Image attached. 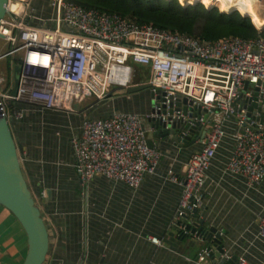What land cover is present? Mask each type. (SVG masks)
I'll use <instances>...</instances> for the list:
<instances>
[{"label": "built area", "instance_id": "2783aa9c", "mask_svg": "<svg viewBox=\"0 0 264 264\" xmlns=\"http://www.w3.org/2000/svg\"><path fill=\"white\" fill-rule=\"evenodd\" d=\"M53 15H38L32 0H9L0 32L10 49L0 59L18 54L21 65L15 95L2 91L0 112L10 122L25 118L28 105L40 108L72 106L88 97L104 100L134 81L135 65L150 66L148 81L152 111L145 117L116 111L104 117L86 115L81 131L71 138L75 169L86 183L96 175L137 188L147 174L155 173L162 152L148 144L146 131L155 130L153 118L161 120L171 134L177 125L178 144L192 139L198 126L206 125L207 141L194 152L181 181L183 195L177 220L202 206L207 172L225 136L220 116H234L242 127L228 169L243 175L250 185L264 180V113L255 108L248 115L251 87L264 88V38L227 36L215 41L173 32L153 24H138L117 13L88 9L70 0H48ZM36 22V23H33ZM250 88L237 101L245 83ZM262 97V96H261ZM186 99L188 112L176 104ZM262 100V98H261ZM184 105V104H183ZM10 107V111L8 108ZM200 114L189 115V109ZM166 110L167 113H158ZM173 111L170 113V111ZM217 116L216 120L208 119ZM174 181L178 178L172 175ZM259 234L264 237V215ZM203 239L202 236L194 234ZM159 244L158 237H150ZM207 255L205 250L199 260ZM229 259L228 254L223 255ZM238 264H250L241 258Z\"/></svg>", "mask_w": 264, "mask_h": 264}, {"label": "crops", "instance_id": "0c3cea01", "mask_svg": "<svg viewBox=\"0 0 264 264\" xmlns=\"http://www.w3.org/2000/svg\"><path fill=\"white\" fill-rule=\"evenodd\" d=\"M32 1L38 15H53L47 0ZM138 81L135 73L132 85H142ZM129 88L104 100L88 97L68 107L28 105L25 118L11 123L23 173L49 232L43 264H211L208 255L199 260L207 242L185 235L177 220L187 162L203 148L207 133L197 129L185 144L176 143L170 134L156 136L154 146L162 152L161 160L137 188L100 174L84 183L76 172L71 138L81 131L86 115L133 112L144 116L149 126L151 90ZM220 119L225 136L207 172L198 212L205 226L222 232L226 254L264 264V237L259 234L264 180L250 185L243 175L228 169L242 127L234 116ZM150 237H158L160 243ZM27 252L25 229L0 204V264H23Z\"/></svg>", "mask_w": 264, "mask_h": 264}, {"label": "water", "instance_id": "95a60500", "mask_svg": "<svg viewBox=\"0 0 264 264\" xmlns=\"http://www.w3.org/2000/svg\"><path fill=\"white\" fill-rule=\"evenodd\" d=\"M257 5V10L260 14V19L264 17V0H255ZM9 0H0V25L2 19L5 17L7 12ZM261 28H264V23H262ZM0 37L4 38V35L0 32ZM21 71V65H15V87L11 92L15 95L17 92V87L19 84V73ZM1 75V74H0ZM262 82L254 87H251L252 97H245L246 91L250 88L249 82L245 83L244 90L237 99V101L242 100L245 97L246 102H250L251 105L248 107V115L255 108H258L264 113V88L262 92L261 88ZM149 84L142 85H132L129 91H140L143 89H148ZM262 96V97H261ZM262 98V100H261ZM187 100L179 101L176 104L177 110H183L186 114L188 112ZM184 104V105H183ZM77 107L78 104L76 105ZM189 115L200 114V109L195 111V109H189ZM173 111L171 110L170 113ZM158 113L166 114L167 111L163 110ZM210 116L208 119H211ZM152 126L155 130L148 129L146 131V137L149 146L153 147L155 145L154 138L156 136L165 137L168 132L164 129V124H161V120L153 118ZM177 123H174V129L171 130V134L174 139L177 138ZM201 129L205 135L208 131L206 125H201L194 130ZM190 139H187V143ZM0 204L8 208L20 221L21 225L25 229L28 238V252L26 254L23 264H43L47 258V254L50 246L49 232L46 223L42 217L41 209L36 203L34 195L31 188L26 180L23 173L21 161L19 157V152L15 137L11 128V123L9 119L0 112ZM185 225V228L190 231L188 236L197 235L202 236V240L207 242L206 251L208 257L211 258V264H238L237 256L230 257L226 259L223 257L225 254V245L223 242L222 232L214 226H205L204 219L200 217L198 208H195L193 213L184 217L180 222ZM226 231H223L225 233Z\"/></svg>", "mask_w": 264, "mask_h": 264}, {"label": "trees", "instance_id": "16d2710c", "mask_svg": "<svg viewBox=\"0 0 264 264\" xmlns=\"http://www.w3.org/2000/svg\"><path fill=\"white\" fill-rule=\"evenodd\" d=\"M70 1L88 9L117 13L138 24H153L188 34L204 42L227 36L264 38V28L258 27L264 19H260L255 11V0H192L188 4L180 0ZM220 7L227 12L221 11ZM135 73L140 78L141 70L137 65Z\"/></svg>", "mask_w": 264, "mask_h": 264}, {"label": "rangeland", "instance_id": "374dc122", "mask_svg": "<svg viewBox=\"0 0 264 264\" xmlns=\"http://www.w3.org/2000/svg\"><path fill=\"white\" fill-rule=\"evenodd\" d=\"M180 2H181V0H180ZM191 2H192V0H184V4H188ZM48 3H49V1H48ZM216 6H218V5H216ZM254 8H255V11L257 13H259L257 10L256 3H255ZM220 10L223 11V9H221V7H220ZM9 49H10V44H9L8 40L6 38L0 37V55L5 53ZM18 56H19L18 54H15V55L0 59V74L3 75L4 81H5V85H2L1 88H2V91L6 92V93H11L15 87V77L17 75L15 72V65H16L15 60L18 58ZM136 65L141 70V75H140L138 82H140L142 84H147L148 81L152 78V71H151L150 66H146L143 64H136ZM91 98H94V97H91ZM8 110L9 111L11 110L10 107L8 108ZM12 122H10V123H12Z\"/></svg>", "mask_w": 264, "mask_h": 264}, {"label": "bare ground", "instance_id": "6f19581e", "mask_svg": "<svg viewBox=\"0 0 264 264\" xmlns=\"http://www.w3.org/2000/svg\"><path fill=\"white\" fill-rule=\"evenodd\" d=\"M210 8H212V7H210ZM223 12H227V11H223Z\"/></svg>", "mask_w": 264, "mask_h": 264}]
</instances>
